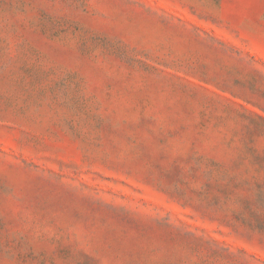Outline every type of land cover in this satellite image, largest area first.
Segmentation results:
<instances>
[{"label": "rangeland", "instance_id": "1", "mask_svg": "<svg viewBox=\"0 0 264 264\" xmlns=\"http://www.w3.org/2000/svg\"><path fill=\"white\" fill-rule=\"evenodd\" d=\"M0 264H264V0H0Z\"/></svg>", "mask_w": 264, "mask_h": 264}]
</instances>
